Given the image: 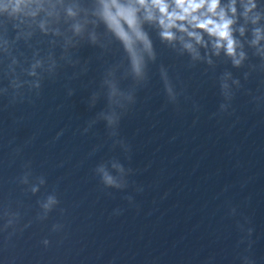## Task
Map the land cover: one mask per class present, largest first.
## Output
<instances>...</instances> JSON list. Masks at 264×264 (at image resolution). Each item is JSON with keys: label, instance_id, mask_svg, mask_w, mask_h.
<instances>
[{"label": "water", "instance_id": "obj_1", "mask_svg": "<svg viewBox=\"0 0 264 264\" xmlns=\"http://www.w3.org/2000/svg\"><path fill=\"white\" fill-rule=\"evenodd\" d=\"M150 31L157 60L149 62L148 79L119 126L127 153L113 147L103 121L84 131L106 107L104 97L94 108L89 100L105 70L124 60L118 44L104 52L85 43L74 52L79 64L61 62L39 95L15 103L0 97V214L21 216L15 231H0V264H241L242 255L264 264L261 61L249 52L240 69L222 60L215 68L191 67ZM161 65L181 93L177 104L168 101ZM225 71L242 87L222 112ZM132 83L129 78L122 87ZM6 84L0 71V85ZM112 158L133 170L123 190L106 188L94 172ZM28 163L34 176L47 180L35 195L19 180ZM53 191L60 204L40 220L38 200ZM246 218L254 232L240 243L245 234L238 223ZM54 224L63 227L53 231Z\"/></svg>", "mask_w": 264, "mask_h": 264}, {"label": "clouds", "instance_id": "obj_2", "mask_svg": "<svg viewBox=\"0 0 264 264\" xmlns=\"http://www.w3.org/2000/svg\"><path fill=\"white\" fill-rule=\"evenodd\" d=\"M154 30L159 41L179 56L189 59V66L199 63L215 68L218 60L232 67H245L251 56L261 61L264 68V0H0V71L6 85H0V97L10 103L22 101L29 93L40 94L45 76L53 77L61 62L79 64L74 52L87 43L104 52L119 45L124 60L110 65L104 72L100 89L91 94L89 107L94 108L101 97L106 107L88 122L89 131L100 121L105 123L108 135L127 153L128 144L119 138V126L129 107L136 102V90L148 79V64L157 60ZM24 49L30 50L28 56ZM59 49V55H57ZM254 69L256 65H251ZM250 73L245 72L248 79ZM160 76L168 101L178 103L181 95L172 83L168 70L161 65ZM131 78L132 85L122 87V81ZM226 112L235 97L234 89L242 87L240 79L231 71L219 77ZM74 90H69L73 95ZM19 178L33 195L47 184L44 176H34L31 164ZM131 168L119 159L99 163L95 174L106 188L123 190L128 187ZM142 190V189H138ZM131 202L132 197H127ZM37 218L46 220L60 200L55 191L38 200ZM63 211V210H61ZM236 214V209H231ZM0 231L16 230L19 212L4 210ZM251 221L238 223L240 243L252 236ZM25 225L24 227H28ZM63 225L54 224L59 231ZM48 246L50 241L44 239ZM252 241L248 240V249ZM241 264H255L249 255L240 257Z\"/></svg>", "mask_w": 264, "mask_h": 264}]
</instances>
